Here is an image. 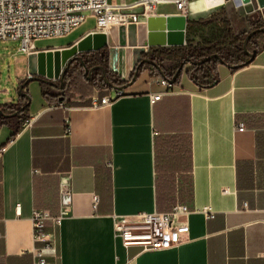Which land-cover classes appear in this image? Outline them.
Listing matches in <instances>:
<instances>
[{"label":"crops","instance_id":"crops-1","mask_svg":"<svg viewBox=\"0 0 264 264\" xmlns=\"http://www.w3.org/2000/svg\"><path fill=\"white\" fill-rule=\"evenodd\" d=\"M216 2L191 0L189 20L210 16ZM255 13L264 22V8ZM157 15L178 14L161 5ZM94 29L90 17L67 43L45 52L70 47ZM119 35V28L107 33L109 67L129 81L141 46L130 44L127 30L124 44ZM258 40L264 43V35ZM151 68L108 105L94 106L91 98L116 88L61 90L47 99L43 82L32 80L28 111L0 118V264H33L35 209L62 216L60 225L47 224L56 238L50 264H264V47L244 67L218 64L208 85L183 72L175 92L157 100L153 93L166 86ZM20 104L19 98L11 105ZM30 117L32 126L24 128ZM237 122L245 128L237 130ZM177 202L209 205L215 217L189 213L184 241L164 250L125 246L117 236V216L164 212Z\"/></svg>","mask_w":264,"mask_h":264},{"label":"built area","instance_id":"built-area-1","mask_svg":"<svg viewBox=\"0 0 264 264\" xmlns=\"http://www.w3.org/2000/svg\"><path fill=\"white\" fill-rule=\"evenodd\" d=\"M190 4L191 0H0V40L20 41V50L29 55L37 52L38 41L67 36L90 17L95 20L93 32L107 34L120 26H138L157 15L161 5H167L178 15L189 18ZM228 4L234 5L237 10L252 6L254 12L262 11L259 0H217L213 11L226 8ZM138 9L142 11H136ZM153 68L151 72H154ZM157 82L166 86V90L153 93L154 100L175 92V85L168 77H158ZM124 94V89H116L114 95L93 96L91 103L94 106L108 105ZM34 119L27 118L23 127L32 126ZM244 128V122L236 123L237 130ZM10 142H14V138ZM223 191L230 192L228 188ZM69 200L67 197L63 201L67 203ZM98 200L99 197L95 196V206ZM193 211L203 213L208 219L214 218L216 214L209 205L192 209L186 203L177 202L164 212L155 210L117 216L115 231L125 246L138 245L143 251L173 248L184 241L186 227L183 219ZM49 221L58 226L62 216H54L49 209L34 210L33 264H50L49 256H56V238L53 232L47 230Z\"/></svg>","mask_w":264,"mask_h":264},{"label":"water","instance_id":"water-1","mask_svg":"<svg viewBox=\"0 0 264 264\" xmlns=\"http://www.w3.org/2000/svg\"><path fill=\"white\" fill-rule=\"evenodd\" d=\"M259 4L261 8H264V0H259ZM138 12L142 11V9L136 10ZM189 21V18H186L182 15H154L149 17L145 23H141L138 25L137 34L135 33L136 27L135 25H131L128 28L124 26L119 27V38L120 43L124 44L125 41V31H128V36L130 38V44L137 43L141 46L140 53L144 52V47L147 46L148 48L153 47H177L186 44V26ZM264 32V27L256 28L251 30L244 40V48L249 55V59L247 60V64L251 63L255 58L258 50L256 48L250 49L248 46L249 40L258 32ZM136 34V36H135ZM107 34L102 32H91L82 37L77 43L73 44L70 47L63 48L62 50H57L56 52L53 51H42L31 53L28 55V70H29V77L25 82H23L18 90L19 98L26 97L27 98V106L31 103V97L25 92V84H29L32 80H39L41 82H46L53 87H59L61 90L65 89V73L69 69L70 64L74 59H79L81 65L85 72L90 71L91 73L95 70L96 66L89 68L83 59V55L85 53H91L102 49L103 47L107 46ZM217 59L220 63L226 64L227 63L223 60V58L219 54H212L207 56L201 61H190L193 64H200L202 62L209 61L211 59ZM140 60V59H139ZM148 62L153 67H155L159 73L166 77L164 73V69L161 65L157 62L149 59V58H142L139 62H137L134 66V72L131 76L128 83L124 85H115L111 83L107 77V73L103 67V78L107 86L113 87L116 89H126L129 85L133 84L139 77V63ZM188 60H185L180 67L178 68L176 75L170 79L171 82L176 83L178 76L183 72L184 65L188 63ZM61 65L63 69H61ZM233 69L240 68V65H228ZM55 78L60 79V84L57 85L55 82ZM26 106H22L20 111H23ZM19 111H15L12 113L5 112L2 108H0V118H10L16 116Z\"/></svg>","mask_w":264,"mask_h":264},{"label":"trees","instance_id":"trees-1","mask_svg":"<svg viewBox=\"0 0 264 264\" xmlns=\"http://www.w3.org/2000/svg\"><path fill=\"white\" fill-rule=\"evenodd\" d=\"M224 8L219 9L210 15V19H217L218 14H222ZM207 17L199 18L197 20H189L187 24V32L191 30H203L211 24V21ZM224 22V26L221 31L218 32L211 39H204L201 42H198L196 45L192 44V42L188 39L185 45L177 46V47H159L152 49L150 52L144 53L143 57L149 58L159 64L162 63L165 59L168 60L172 66H174V70H177L180 65L185 61H201L207 56L212 54H219L223 60L227 63V65H240L244 67L247 64V60L249 59V55L247 54L244 48V40L249 32L237 33L235 32L232 25L228 22V20H222ZM250 31L256 28L264 27V23L259 22H249ZM264 35V32L260 31L253 35V37L249 40L248 46H253L257 50H260L261 47H264V43L260 42L258 39ZM91 56L90 64H95L97 62L102 63L106 68V73L109 81L115 85H124L128 83V81L122 80L118 75L114 74L109 67V51L108 47L105 46L102 49L87 53ZM86 61V60H85ZM89 62V61H88ZM86 61V63H88ZM192 63V62H191ZM220 62L213 58L209 61L202 62L200 64H192V67L188 69L187 75L193 80L195 83L199 85H208L211 82L217 80V66ZM139 72L141 73L146 67H151L152 65L148 62L139 63ZM82 67V66H81ZM133 75V74H132ZM101 83L106 87L107 84L104 81L103 76L99 78H93L92 80H88L87 77H84L77 70L70 75L68 78H65L66 87L62 89V91H68L73 93H86L91 92L94 83ZM23 83V82H22ZM43 84L44 95L47 99H50V94L47 90V86ZM28 86V83L25 84V87ZM61 90V89H60ZM28 93V92H27ZM29 95V93H28ZM21 104L19 106H13L11 104H0V108L4 111H19V114L16 118H22L23 112L28 111L29 106H27V101L25 105H23L24 97L20 98ZM22 106H26L23 111H20ZM21 113V114H20ZM4 119V118H1Z\"/></svg>","mask_w":264,"mask_h":264},{"label":"rangeland","instance_id":"rangeland-1","mask_svg":"<svg viewBox=\"0 0 264 264\" xmlns=\"http://www.w3.org/2000/svg\"><path fill=\"white\" fill-rule=\"evenodd\" d=\"M160 9L164 10L165 8L163 7ZM252 9V6H248V12L244 9L237 10L234 8V5L228 4L227 7L224 8V10L222 11L223 13L217 15L216 20H212L210 19V16H207L209 21L212 20L211 24H209L208 27L204 28L201 31L191 30L187 32V40L189 39L192 44L196 45L198 42H201L204 39L213 38L216 34H218L219 31L222 30L224 26V22L222 20L224 19L228 20V22L234 28L235 32H237V29H240L242 25H249L250 21L264 23L263 20H261V18L259 17L260 15H258V13H255L254 11H249ZM115 29L117 30L118 28H113L112 31L115 32ZM69 35L64 37L40 40L37 42V51H45L50 48L53 49L54 46L61 45V43H64L65 40L69 38ZM147 52H150V50ZM135 58V63H137L145 57H143V54L141 55L140 53H138ZM192 64L193 63L191 62L186 63L184 65L183 72H186L188 69H190L192 67ZM159 65H161L163 69L171 67V63L166 59L162 61V63ZM27 69L28 55L20 50V41L0 40V104H17L19 102L18 90L22 82H25L29 77V72L28 75L24 74ZM62 69L63 68L61 66L60 71ZM153 71L154 72H151V75L159 74V71L155 67L153 68ZM55 81L60 84L59 78H55ZM98 85H101V83H94V86L97 87ZM53 88L52 86L47 87V89L49 90L48 92L57 94L61 91L59 87Z\"/></svg>","mask_w":264,"mask_h":264},{"label":"flooded vegetation","instance_id":"flooded-vegetation-1","mask_svg":"<svg viewBox=\"0 0 264 264\" xmlns=\"http://www.w3.org/2000/svg\"><path fill=\"white\" fill-rule=\"evenodd\" d=\"M90 58H91V56L88 55L87 53H85L83 55V59L86 60L87 62L89 61L88 63H86L89 68H92V67L96 66L95 70H93L92 73L90 71L85 72L83 67H81L82 65H81L80 60L79 59H74L72 61V63L70 64L69 69L65 73V78H68L70 75H72L75 72V70H77L79 72V74L81 73L84 77H87L88 80H92L93 78H99L100 79V77L103 76V69H105V71H106V68H105V66L102 63H99V62H97L95 64H90ZM101 67H103V69ZM173 67L174 66H172V64H171L170 68H165L164 69V73H165L166 77H168L169 79L173 78L176 75V72L178 70V69L174 70ZM181 74L178 76L177 81L179 80ZM56 83H57V85L59 84L58 82H56ZM43 84H45L47 87L51 86V85H49L46 82H43ZM26 100H27V98L24 97L23 105H25Z\"/></svg>","mask_w":264,"mask_h":264},{"label":"bare ground","instance_id":"bare-ground-1","mask_svg":"<svg viewBox=\"0 0 264 264\" xmlns=\"http://www.w3.org/2000/svg\"><path fill=\"white\" fill-rule=\"evenodd\" d=\"M196 1H198V0H196ZM207 2V1H206ZM208 4H209V2H207ZM206 4V3H205ZM193 7V6H192ZM198 7V6H197ZM201 7V6H200ZM202 9V8H201ZM199 10V9H198ZM203 10H205V9H203ZM197 11V10H196ZM196 11H194V12H196ZM200 12L202 11V10H199Z\"/></svg>","mask_w":264,"mask_h":264}]
</instances>
